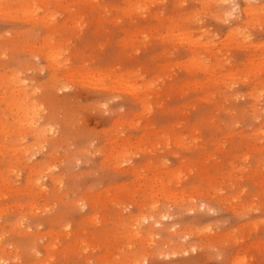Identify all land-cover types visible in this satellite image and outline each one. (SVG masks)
<instances>
[{"label": "rangeland", "instance_id": "374dc122", "mask_svg": "<svg viewBox=\"0 0 264 264\" xmlns=\"http://www.w3.org/2000/svg\"><path fill=\"white\" fill-rule=\"evenodd\" d=\"M21 1L0 0V264H264V0Z\"/></svg>", "mask_w": 264, "mask_h": 264}, {"label": "bare ground", "instance_id": "6f19581e", "mask_svg": "<svg viewBox=\"0 0 264 264\" xmlns=\"http://www.w3.org/2000/svg\"><path fill=\"white\" fill-rule=\"evenodd\" d=\"M18 1V4L20 5V7L21 8H24V7H29L30 6V4H28L26 1H24L25 3V5L23 4V2L21 3V2H19V0H17ZM215 1H217L222 7H224V10H223V17H224V20L223 21H227V20H230V18H231V16H233V9H235L236 7H237V3L234 1V0H215ZM245 3H246V8L245 9H242L241 10V12H242V14H244V15H247L250 11H252L253 9H255L256 10V8H257V11H258V9H260V8H262L264 5H256V6H260L259 8L258 7H256L255 5H254V3L255 2H260L261 0H243ZM214 2V1H213ZM216 3V2H215ZM1 4V3H0ZM27 5H29V6H27ZM264 8V7H263ZM254 10V11H255ZM235 11V10H234ZM253 11V12H254ZM251 14H253L252 12H250ZM249 13V14H250ZM258 14H259V11L257 12ZM257 13H255V14H257ZM261 13V12H260ZM252 17V16H251ZM250 17V18H251ZM233 18V17H232ZM249 18V19H250ZM252 19V18H251ZM220 21H221V19H220ZM243 21V20H242ZM245 22V21H244ZM249 22H251V21H249ZM248 22V23H249ZM227 23V22H226ZM246 23V22H245ZM252 24V23H251ZM264 25V24H263ZM236 33V32H235ZM235 33H230V35H229V39L232 37V38H234V35H232L231 36V34H235ZM244 33V32H243ZM237 35H238V33H236ZM242 33H240L239 35H241ZM208 35V34H207ZM243 35V34H242ZM241 35V36H242ZM202 36H203V34H202ZM231 36V37H230ZM240 36V37H241ZM243 36H245V35H243ZM201 37V36H200ZM238 37V36H237ZM237 37H235V38H237ZM203 38V37H202ZM245 38H247L248 39V36L247 37H245ZM191 39H192V37H191ZM212 39V38H211ZM210 39V40H211ZM213 39H214V37H213ZM241 39H243V38H241ZM251 39V38H250ZM194 40V39H193ZM196 40V39H195ZM198 41H200V44L202 43L203 44V42L201 41V40H199V39H197ZM207 40V39H206ZM235 40V39H234ZM233 40V41H234ZM246 40V39H245ZM248 41V40H247ZM195 42V41H194ZM194 42H192L191 44L193 45L194 44ZM207 42V41H206ZM210 42V41H209ZM237 42H239V41H237ZM208 43V42H207ZM207 43H205L204 42V44L208 47V45L209 44H211V43H214V42H211V43H209L208 45H207ZM244 43H245V41H244ZM190 44V45H191ZM198 45V42H197V45H195L194 44V46H192V47H197V46H200L199 48H201L203 45ZM215 44V43H214ZM249 44H251V43H249ZM248 45V44H247ZM246 45V46H247ZM253 45V44H252ZM249 47L251 46V45H248ZM254 46V45H253ZM263 46V45H262ZM204 47V46H203ZM264 47V46H263ZM210 48V47H209ZM248 48V47H247ZM254 48V47H253ZM256 48L258 49V47L256 46ZM256 48H254V49H256ZM208 48H206V49H203L202 48V50H207ZM259 49H260V47H259ZM209 51V50H208ZM262 51H263V48H262ZM53 56V55H52ZM202 57H204V56H202ZM52 58V57H51ZM201 58V57H200ZM259 58V57H258ZM262 58V57H261ZM204 60H206V59H204ZM202 61V60H201ZM258 61V60H257ZM256 61V62H257ZM261 60H259V62H260ZM263 61V60H262ZM210 62V61H209ZM248 64L247 65H249V66H251V63H252V66H253V64L255 63H253V62H251V60H250V63L249 62H247ZM255 64H257V63H255ZM260 63H258L256 66H258ZM262 64H264V63H262ZM262 64H260V66L262 65ZM196 65H198V66H202V62L200 63L199 61H197V64ZM209 65V64H208ZM207 65V66H208ZM217 66V65H216ZM224 66V65H223ZM259 66V67H260ZM203 67V66H202ZM201 67V68H202ZM205 67V66H204ZM221 67H222V65H221ZM246 67H248V66H246ZM262 67V66H261ZM260 67V68H261ZM208 68V67H207ZM216 68V67H215ZM251 68L252 67H250V69H246L247 71H248V76H249V74H251V73H253L254 74V71H255V69L254 68H256V67H254L252 70H251ZM260 68L258 69L257 68V70L259 71L260 70ZM225 69V68H224ZM262 69H263V67H262ZM207 71H208V69H206ZM256 70V71H257ZM250 71H253V72H250ZM255 71V72H256ZM237 72V71H236ZM240 72V71H239ZM262 72H264V71H262ZM222 73V72H221ZM231 73H233V74H235L234 72H231ZM241 73H242V71H241ZM243 73H244V71H243ZM247 73V72H246ZM229 75H232V74H229ZM252 75V74H251ZM264 75V74H263ZM223 76V75H222ZM222 76H220L221 78H226V76L224 77H222ZM230 77H232V76H230ZM255 78V77H254ZM214 80V79H213ZM4 81V80H3ZM222 81V80H221ZM260 81V80H259ZM4 83V82H3ZM217 83V82H216ZM9 84V83H8ZM3 85V84H2ZM9 86V85H8ZM255 91V90H254ZM258 91H260V90H257V94L258 93H260V92H258ZM256 92V91H255ZM261 92H262V90H261ZM263 93H264V91H263ZM255 95H256V93H255ZM260 95V94H259ZM262 98V97H261ZM255 108V107H254ZM259 108V107H258ZM21 117H23V115L21 114V113H18V115H16V118H17V122H23L24 121V118H21ZM26 121L28 120V118H26L25 119ZM35 125H33L34 126V132H35V135H36V137L38 138V140L40 141V142H42L43 143V141L45 140V137L47 136V134L49 133V132H51L52 130H49L50 128H48L47 126L45 127V126H42L41 124H39V122H33ZM259 132V131H258ZM258 134V133H257ZM263 139V138H262ZM15 151H17V149L15 150ZM15 151H13V152H15ZM15 156H16V154H15ZM195 209L193 208V211H194ZM191 212H192V210H191Z\"/></svg>", "mask_w": 264, "mask_h": 264}]
</instances>
